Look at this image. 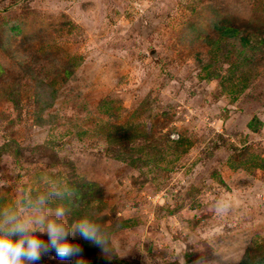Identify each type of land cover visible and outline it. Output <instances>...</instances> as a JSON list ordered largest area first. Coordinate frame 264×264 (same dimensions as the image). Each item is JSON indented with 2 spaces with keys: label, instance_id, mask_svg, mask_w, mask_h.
<instances>
[{
  "label": "rangeland",
  "instance_id": "rangeland-1",
  "mask_svg": "<svg viewBox=\"0 0 264 264\" xmlns=\"http://www.w3.org/2000/svg\"><path fill=\"white\" fill-rule=\"evenodd\" d=\"M50 177L86 264H264V0H0V209Z\"/></svg>",
  "mask_w": 264,
  "mask_h": 264
},
{
  "label": "clouds",
  "instance_id": "clouds-1",
  "mask_svg": "<svg viewBox=\"0 0 264 264\" xmlns=\"http://www.w3.org/2000/svg\"><path fill=\"white\" fill-rule=\"evenodd\" d=\"M69 188L56 178H48L42 190L21 194L16 205L0 209V264H39L42 256L54 252L61 261L86 264L80 254L82 247L69 237L77 233L98 247L101 254L118 257L113 244V233L104 227L94 212L86 211L69 224V210L62 205ZM37 233H46L44 240Z\"/></svg>",
  "mask_w": 264,
  "mask_h": 264
},
{
  "label": "trees",
  "instance_id": "trees-1",
  "mask_svg": "<svg viewBox=\"0 0 264 264\" xmlns=\"http://www.w3.org/2000/svg\"><path fill=\"white\" fill-rule=\"evenodd\" d=\"M222 35H224V37H234V38H237L240 34H239V31L237 30V29H235V28H232V27H230V28H226L225 30H224V32L222 33ZM242 42H243V47H244V49H246L248 46H247V39H245V38H242ZM79 193H77V196L79 197ZM81 196V195H80ZM89 244H90V242L89 241H86V245H88L89 246ZM261 264V263H260Z\"/></svg>",
  "mask_w": 264,
  "mask_h": 264
}]
</instances>
